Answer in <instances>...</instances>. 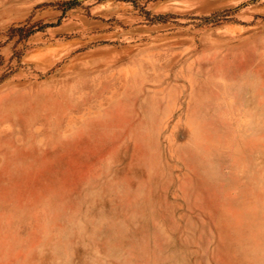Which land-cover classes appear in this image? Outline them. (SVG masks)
<instances>
[{
    "label": "rangeland",
    "instance_id": "1",
    "mask_svg": "<svg viewBox=\"0 0 264 264\" xmlns=\"http://www.w3.org/2000/svg\"><path fill=\"white\" fill-rule=\"evenodd\" d=\"M263 226L264 0H0V264H264Z\"/></svg>",
    "mask_w": 264,
    "mask_h": 264
},
{
    "label": "bare ground",
    "instance_id": "2",
    "mask_svg": "<svg viewBox=\"0 0 264 264\" xmlns=\"http://www.w3.org/2000/svg\"><path fill=\"white\" fill-rule=\"evenodd\" d=\"M230 73V72H229ZM228 73V74H229ZM236 73V72H235ZM224 131V130H223ZM222 131V132H223ZM222 162V161H221ZM222 164H224V163H222ZM258 220V219H257ZM261 220V219H260ZM264 227V226H263ZM263 234V233H262ZM233 235V234H232ZM258 237V236H257ZM261 240V242H262V239H260ZM230 244H231V242H229ZM263 243H264V241H263ZM229 245V244H228ZM232 246V245H231ZM239 256H241L240 254H239ZM239 256H238V258H239ZM254 258V257H253ZM264 258V257H263ZM243 259V258H242ZM250 259H251V257H250ZM257 259V258H256ZM260 259V258H259ZM261 263V262H260ZM249 264H252V262L251 263H249Z\"/></svg>",
    "mask_w": 264,
    "mask_h": 264
}]
</instances>
